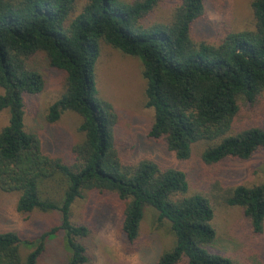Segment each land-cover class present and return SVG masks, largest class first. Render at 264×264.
Instances as JSON below:
<instances>
[{"label":"trees","instance_id":"obj_1","mask_svg":"<svg viewBox=\"0 0 264 264\" xmlns=\"http://www.w3.org/2000/svg\"><path fill=\"white\" fill-rule=\"evenodd\" d=\"M0 0V194H15L16 212L56 214L57 222L35 238L0 230V264H43L48 243L61 236L62 264H89L93 225L75 222L73 208L89 193L112 194L120 233L138 240L146 209L173 237V246L154 264H234L213 252L215 202L238 208L253 235L264 231V179L255 186L215 189L210 197L189 195L186 174L155 161L122 160L115 148L117 123L112 106L99 98L95 67L99 45L138 59L144 106L153 111L150 141L185 162L191 146L206 144L200 162L214 167L226 160L248 161L264 150V129L246 127L229 135L239 102L254 105L264 96V0H252L253 29L226 31L215 43L196 42L194 23L204 14L202 0H178L166 23L150 22L158 0ZM64 74V92L46 110L55 124L65 112L80 117L83 139L70 160L44 153L36 134L24 126L26 96L42 92L35 65ZM218 184H215L216 188Z\"/></svg>","mask_w":264,"mask_h":264},{"label":"rangeland","instance_id":"obj_2","mask_svg":"<svg viewBox=\"0 0 264 264\" xmlns=\"http://www.w3.org/2000/svg\"><path fill=\"white\" fill-rule=\"evenodd\" d=\"M178 0H158L150 22L166 23ZM204 14L191 31L196 42L215 43L226 31L253 29L252 0H202ZM79 0V7L83 4ZM44 79L40 94L26 96L24 126L36 134L44 153L69 162L70 148L83 137L78 131L80 117L71 112L61 115L55 124L45 121L47 108L64 92V74L47 65L42 54L35 58ZM98 96L108 102L117 117L114 129L116 150L120 159L138 161L147 159L161 166L183 171L189 184V195L199 193L210 197L215 189L237 185L247 187L260 184L264 179V150L256 152L248 161L226 160L209 167L200 162L206 147L204 143L191 146V157L185 162L175 160L173 154L147 139L146 131L153 120V111L144 106V80L138 59L122 54L105 43L99 45V58L95 67ZM2 90L0 89V94ZM8 123V115L0 113V130ZM246 127L264 129V96L254 105L239 102V111L229 135ZM215 184H218L214 188ZM17 196L0 194V230L17 231L23 239H33L57 222L56 214L33 213L24 220L15 210ZM117 201L112 194L89 193L73 208L74 221L93 225L88 241L89 264H154L158 254L173 246V237L165 225L156 221V214L146 209L139 226L138 240L129 244L119 230ZM213 224L217 237L210 249L234 259V264H264V231L260 235L249 232L238 208H228L215 202ZM43 264H62L61 236L48 243Z\"/></svg>","mask_w":264,"mask_h":264}]
</instances>
